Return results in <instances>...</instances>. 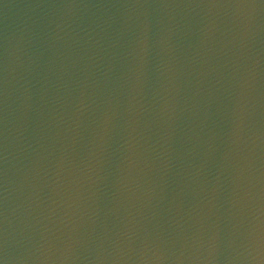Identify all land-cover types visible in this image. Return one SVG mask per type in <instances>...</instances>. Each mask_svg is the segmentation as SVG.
<instances>
[{"label":"water","instance_id":"1","mask_svg":"<svg viewBox=\"0 0 264 264\" xmlns=\"http://www.w3.org/2000/svg\"><path fill=\"white\" fill-rule=\"evenodd\" d=\"M0 264H264V0H0Z\"/></svg>","mask_w":264,"mask_h":264}]
</instances>
